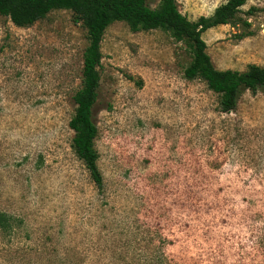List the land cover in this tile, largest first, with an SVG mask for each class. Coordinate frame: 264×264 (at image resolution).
<instances>
[{
	"label": "rangeland",
	"instance_id": "obj_1",
	"mask_svg": "<svg viewBox=\"0 0 264 264\" xmlns=\"http://www.w3.org/2000/svg\"><path fill=\"white\" fill-rule=\"evenodd\" d=\"M227 1L177 0L190 21ZM241 10L248 26L203 34L219 71L264 66V0ZM88 45L71 11L25 28L0 16V264H264V93L223 113L185 79L182 43L111 25L92 109L100 192L69 128Z\"/></svg>",
	"mask_w": 264,
	"mask_h": 264
},
{
	"label": "trees",
	"instance_id": "obj_2",
	"mask_svg": "<svg viewBox=\"0 0 264 264\" xmlns=\"http://www.w3.org/2000/svg\"><path fill=\"white\" fill-rule=\"evenodd\" d=\"M152 0H0V16L16 27L25 28L45 19L56 10L71 11L74 22L87 31L89 45L83 55L82 87L74 96L75 114L69 122L74 132L72 149L90 174L96 188L104 190V178L98 167L95 139L98 128L92 109L98 98L99 68L102 65L101 43L106 30L115 23H126L132 32L161 30L182 43L190 54V64L184 70L189 81L201 80L220 97V110L230 114L237 109L241 96L250 92L264 93V66L249 65L244 72L219 71L207 53L203 34L219 26H248L240 18L246 0H228L212 16L190 21L179 9L177 0H160L155 8ZM250 36L251 34H246ZM248 36L242 35L239 39ZM6 217L0 213V227Z\"/></svg>",
	"mask_w": 264,
	"mask_h": 264
}]
</instances>
